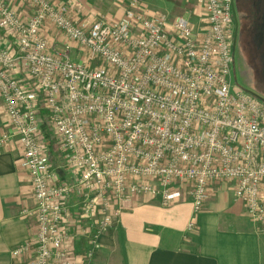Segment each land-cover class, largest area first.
<instances>
[{
  "label": "built area",
  "instance_id": "built-area-1",
  "mask_svg": "<svg viewBox=\"0 0 264 264\" xmlns=\"http://www.w3.org/2000/svg\"><path fill=\"white\" fill-rule=\"evenodd\" d=\"M27 1L34 12L23 19L0 0V27L16 39L15 48L0 45L11 128L0 142L17 140L33 194L20 214L34 227L15 255L26 264H92L122 202L146 193L168 205L189 195L198 212L218 179L234 180L235 197L264 233V98L233 81V0H194L195 21L190 10L149 14L141 0H119L124 10L112 20ZM47 22L66 38L62 52L41 33ZM73 44L80 58L70 55ZM71 193L85 239L78 250L67 222Z\"/></svg>",
  "mask_w": 264,
  "mask_h": 264
},
{
  "label": "crops",
  "instance_id": "crops-1",
  "mask_svg": "<svg viewBox=\"0 0 264 264\" xmlns=\"http://www.w3.org/2000/svg\"><path fill=\"white\" fill-rule=\"evenodd\" d=\"M21 16L33 14L27 0H7ZM66 8L75 18L94 19L99 15L109 20L121 17L124 2L119 0H50ZM149 14L164 11L171 16L192 11L198 17L194 0H141ZM195 16V17H194ZM59 31L48 22L41 33L50 47L57 51ZM0 45L16 47V39L0 27ZM75 44L70 55L76 54ZM76 50V51H75ZM233 75V72H232ZM0 100V138L11 128ZM55 142V141H54ZM21 148L17 140L0 142V264H26L27 256L15 255L12 249L31 235L34 221L20 214L33 201L32 186L21 165ZM60 154L52 157L61 177H69ZM234 180L218 179L209 182V196L198 212L193 211L189 195L163 205L149 194L135 196L122 202L121 212L111 227L100 235V246L92 264H264V233L245 213L243 203L234 195ZM66 198L70 231L75 235L77 250L85 245L80 225L78 195ZM193 222V227L188 223Z\"/></svg>",
  "mask_w": 264,
  "mask_h": 264
},
{
  "label": "flooded vegetation",
  "instance_id": "flooded-vegetation-1",
  "mask_svg": "<svg viewBox=\"0 0 264 264\" xmlns=\"http://www.w3.org/2000/svg\"><path fill=\"white\" fill-rule=\"evenodd\" d=\"M233 67L241 66L242 79L248 61L258 64L264 79V0H233Z\"/></svg>",
  "mask_w": 264,
  "mask_h": 264
},
{
  "label": "rangeland",
  "instance_id": "rangeland-1",
  "mask_svg": "<svg viewBox=\"0 0 264 264\" xmlns=\"http://www.w3.org/2000/svg\"><path fill=\"white\" fill-rule=\"evenodd\" d=\"M57 48L62 52L65 46L66 38L60 33H57ZM248 63L245 66V72L242 79V59L240 61L241 66L235 67V73H233V81L235 80L236 85H239L241 87H244L248 89L249 91H252L253 93L261 96L264 98V79L262 77L261 71L259 70L258 64L254 63L253 61H248ZM50 133L53 138V133L51 130L46 129V133Z\"/></svg>",
  "mask_w": 264,
  "mask_h": 264
},
{
  "label": "trees",
  "instance_id": "trees-1",
  "mask_svg": "<svg viewBox=\"0 0 264 264\" xmlns=\"http://www.w3.org/2000/svg\"><path fill=\"white\" fill-rule=\"evenodd\" d=\"M45 143L48 146V153L50 157H57L56 155L59 154L58 148L56 144L54 143V140L52 139V135L50 133H46V141Z\"/></svg>",
  "mask_w": 264,
  "mask_h": 264
}]
</instances>
